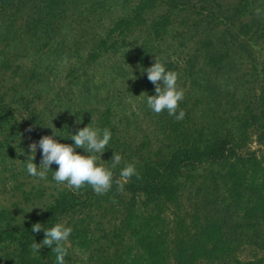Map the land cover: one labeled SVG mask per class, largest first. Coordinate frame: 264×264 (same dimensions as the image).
<instances>
[{"label":"rangeland","instance_id":"rangeland-1","mask_svg":"<svg viewBox=\"0 0 264 264\" xmlns=\"http://www.w3.org/2000/svg\"><path fill=\"white\" fill-rule=\"evenodd\" d=\"M136 1L0 0V264H15L20 226L61 198L79 201L51 225L60 222L72 229L65 245V264H111L114 252H122L125 260L136 257L141 249L129 227L139 225L140 216L149 213L162 219L161 232L171 242L175 213L208 206L215 194L213 183L219 186L218 195L222 192L220 176L228 161L185 169L177 179L180 205L162 199L147 202L142 192L136 193L134 216L125 211L131 194L117 191L115 180L124 163L134 164L138 171L147 163L163 160L176 145L190 140L191 129L202 124L211 129L237 126L236 155L241 160H234V165L250 156L264 162V104L258 100L254 110L259 80L264 79V36L252 38L254 43L243 40L241 47L238 41L229 42L236 58L217 73L198 42L202 33L221 28L209 23L210 15L205 14L214 6L210 0H182V10L172 12L165 32L154 36L152 21L164 10L162 4H154L142 11V20L131 26L122 42L117 40L110 47L118 37L114 32L105 40L113 19L130 14ZM213 1L224 11L239 0ZM247 6L232 20L233 26H227L228 31L238 29L237 20H249L257 9L264 16V0H249ZM198 13L206 15L204 21L198 20ZM155 58L166 70L178 73L177 85L184 98L177 114L183 109L182 120L166 110L156 114L147 106L146 98L155 94V85L146 69ZM243 101L256 113L253 123L246 110L241 113ZM244 115L246 119L235 123ZM88 124L111 132L105 150L94 153L99 164L111 169L113 152L122 157L121 164L112 169L114 182L108 192L97 195L88 185L74 190L58 184L52 178L58 167L54 163L45 180L27 173L32 143L37 144L33 162L39 168L41 137L74 144L70 136ZM75 151L88 154L82 148ZM45 248L28 250L37 255ZM234 258L264 264V248L244 245ZM195 263L225 264L204 259Z\"/></svg>","mask_w":264,"mask_h":264},{"label":"trees","instance_id":"trees-1","mask_svg":"<svg viewBox=\"0 0 264 264\" xmlns=\"http://www.w3.org/2000/svg\"><path fill=\"white\" fill-rule=\"evenodd\" d=\"M210 1L214 8L212 12L205 13L210 15L208 22L217 23L221 25V28L210 34L202 33L198 42L199 49L202 53L204 52L206 62L215 65V71L218 73L223 65L232 63L236 58L230 53L229 42L238 41V46L241 47L243 40L247 39L254 43L252 38L258 35L264 36V16L256 14L244 22L237 20L239 28L230 32L227 26H231L233 19H238L243 12L247 11L249 0L236 1L224 11H219L218 4L213 0ZM182 2V0H137L130 14L113 19L105 40L110 34L116 32L118 37H115L117 39L114 38L115 41H112L109 46L115 45L117 40L122 42L123 36L131 26L142 20L141 13L146 7L162 4L164 10L151 24L154 36H157L158 31L165 32V27L172 23V12L182 10ZM230 7L232 10L228 12ZM205 14L198 13L201 17L198 20L204 21ZM214 26L217 25L214 24ZM261 73L264 76V70ZM259 81V92L255 97L254 110L258 100L264 104L262 76ZM243 103L246 105L242 106L241 113L246 110L249 114L248 121L253 123L256 113L253 112V108H249L248 103L244 101ZM244 119H246L245 115L242 118H236L235 123ZM197 127L193 131L191 129L193 135L188 134L190 137L188 142L176 145L163 160L145 164L137 171L139 178L134 175L125 184L124 190L131 194L127 200L126 214L127 216L128 214L135 215L133 212L134 198L138 192L146 196L147 202L162 199L180 205L181 193L177 179L185 169H194L203 164H222L228 161L227 169L220 176L222 192L218 195L219 186L213 183L212 188L215 194L208 201L210 202L208 206L203 205L200 209L195 207L192 212L186 210L178 211L179 214L175 213L174 237L171 242L167 240L166 233L161 232L163 224L158 214L149 213L140 216V224L129 227V229L141 252L128 260L122 257V252H114L113 257L111 256V264H196L198 259L222 260L225 264L232 262L257 264L258 260L240 262L234 256L235 252H238L244 245L264 248V162L250 156L245 162H237L238 165H234V160H241V157L236 155L237 147H239L238 136H236L237 126L211 129L206 124H202ZM194 135L197 139H194ZM245 170H249L247 175ZM78 202H74L72 198L57 199L20 226L19 235L15 238L20 251L15 264L56 263V255L50 252L48 246L45 252L37 255L29 253L28 248L32 247L34 241L40 243L44 239L43 228L39 232H32V225L40 223L44 228H50L58 216L71 211ZM171 250L173 252H170Z\"/></svg>","mask_w":264,"mask_h":264},{"label":"clouds","instance_id":"clouds-1","mask_svg":"<svg viewBox=\"0 0 264 264\" xmlns=\"http://www.w3.org/2000/svg\"><path fill=\"white\" fill-rule=\"evenodd\" d=\"M256 11L259 14L260 10L257 9ZM146 71L148 80L155 85V94L148 95L146 98L147 106L156 114L166 110L169 116H174L176 120H182L185 116L183 109H180L177 114L179 102L184 98L183 89L178 88L177 85L178 73L166 70L164 63L157 58ZM131 78L135 79L134 75ZM53 134L56 135L54 132ZM70 138L74 144L60 143L53 139V136L41 137L38 142L42 153L39 168L33 162L37 144L32 143L29 147L33 155L26 164L27 173L32 177L45 180L48 171L51 169L50 165L54 163L58 167L53 171L52 178L58 184H65L74 190H79L88 185L97 195L105 194L112 188L114 182L112 169L122 162L121 155L113 152L110 169L99 164L97 156L94 155V153L100 155L109 145L110 130L90 127L88 124L78 129ZM76 148H82L88 154L82 155L75 151ZM134 175L139 178L135 165L124 163L119 179L115 180L117 191L123 193L125 184ZM42 228L44 239L40 243L34 241L32 250L38 252L42 246H49L56 255V264H65V257L68 255V249L65 245L71 235V227L58 222L46 229L40 223H35L32 225V232H39Z\"/></svg>","mask_w":264,"mask_h":264}]
</instances>
